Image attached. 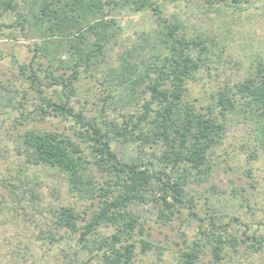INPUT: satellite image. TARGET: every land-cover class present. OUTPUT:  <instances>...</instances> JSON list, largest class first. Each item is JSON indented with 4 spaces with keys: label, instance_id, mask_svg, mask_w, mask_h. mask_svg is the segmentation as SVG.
<instances>
[{
    "label": "trees",
    "instance_id": "1",
    "mask_svg": "<svg viewBox=\"0 0 264 264\" xmlns=\"http://www.w3.org/2000/svg\"><path fill=\"white\" fill-rule=\"evenodd\" d=\"M16 7L14 0H0V16ZM149 8L160 13L153 0H43L31 17L22 14L17 26L31 29L39 42L32 43L29 62L18 64L28 87L11 95L0 81L1 108L9 106L19 113L12 128L19 126L17 149L26 169L30 165L55 169L66 176L79 198H98L88 219L72 207L53 212L54 229L77 235L83 250L101 228L114 230L93 242L79 264H92L97 255L102 264H133L137 234L140 252L149 251L152 244L142 236L152 227L137 212L140 207L157 210L152 221L157 229L170 228L178 218L181 223L200 222L195 238L188 244L182 240L186 248L180 253L181 264H196L206 248L212 263L238 264L264 252V225L262 234H248V226L239 234L227 229L238 223L237 218L225 221L214 210L200 216L189 185L212 176L216 166L212 156L222 144L226 129L222 118L227 113L264 116V65L259 63L252 76L217 91L213 107L198 108L187 98L188 82L206 66V42L199 36L186 37L178 23L164 20L158 22L155 37L141 33L147 57L131 61L118 55L120 66L109 65L110 43L122 30L113 14ZM1 25L0 35L1 28L11 27ZM87 76L94 77L102 90L88 115L70 104L76 83ZM49 118L64 122L68 133L38 126ZM113 144L131 151L119 156ZM231 181L228 190L237 199L245 189ZM248 184L253 186L252 181ZM208 191L218 198L224 190L220 193L211 185ZM11 192L18 197L15 187ZM29 195L30 201L38 199L32 191ZM53 233L49 232V241L64 238Z\"/></svg>",
    "mask_w": 264,
    "mask_h": 264
},
{
    "label": "rangeland",
    "instance_id": "2",
    "mask_svg": "<svg viewBox=\"0 0 264 264\" xmlns=\"http://www.w3.org/2000/svg\"><path fill=\"white\" fill-rule=\"evenodd\" d=\"M42 1L14 0L16 10L0 16L1 26L11 25L1 28L0 35V81L11 95H15L16 89L28 87V82L18 72V64L29 62L32 43L39 42L31 29L25 27L21 30L17 23L21 21L22 14L31 17L30 14L38 10ZM153 1L160 13L149 8L138 12L121 10L117 16L116 12L113 14L122 30L117 35V40L110 43L113 46L107 52L109 65L116 68L120 66L118 55L131 61L147 57L148 47L142 40L141 33L155 37L160 28L158 22L162 20L168 24L178 23L181 26L179 31L186 37L199 36L206 42V66L188 82L187 98L198 108L206 109L209 105L213 107L217 91L252 76L259 63L264 65V0H237V5L232 0ZM132 47L134 51H129ZM195 55H198L197 50ZM60 72L59 70L56 74ZM98 78L102 80V77ZM99 88L94 77L81 78L76 83V95L70 97V104L75 110L83 109L86 114L90 113L95 97L101 94L102 90ZM11 108H1L0 105V264H79L88 257L87 251L95 245L93 242H99L102 236L109 235L114 230L101 228L98 233L89 237L88 247L83 250L77 235L54 229L52 216L55 210L72 207L80 213L85 212L83 215L88 219L97 208L98 198H79L71 190L66 176L55 169L32 165L26 169L23 156L17 149L19 141L16 139V132L19 126L12 128L19 113ZM8 110H12L11 113L7 114ZM222 121L226 129L222 144L215 148L212 156L216 161L212 176L199 185L190 184V192L195 197L200 216L212 214L214 210L220 219L227 221L231 217L239 220L228 226L229 231L236 230L240 234L248 226V234H262L264 141L260 142L264 116L236 110L227 113ZM38 126L46 130L69 131L65 123L56 118L40 122ZM21 130L23 127H20L19 132ZM113 148L117 149L119 156L131 151L130 148L116 144H113ZM94 175L98 181L103 180L96 169ZM229 179L233 186L245 189L237 195V199L230 196ZM251 181L253 186L248 184ZM211 185L220 189V193L224 190L218 198L208 191ZM14 187L18 197L11 192ZM30 191L38 199L30 201ZM91 202L94 204L91 205ZM205 202L207 204L204 206ZM239 203H242V207ZM137 212L144 216L146 226L152 227V230L145 231L142 236L152 244V248L142 254L137 241L139 235H135L136 256L133 264H181L180 253L186 248L182 240L185 239L186 244L190 243L195 238L200 222L181 223L178 218L170 228L157 229L152 223L156 209L146 211L145 207H140ZM53 231L56 232L53 233L55 238L59 235L64 237L62 241L48 240L49 232ZM75 250L79 253L76 254ZM204 251L206 255L201 256L196 264H214L208 253L209 249ZM97 259L98 255L92 260V264H102ZM238 264H264V252Z\"/></svg>",
    "mask_w": 264,
    "mask_h": 264
}]
</instances>
